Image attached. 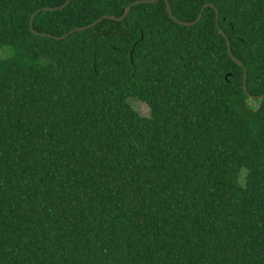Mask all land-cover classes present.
Here are the masks:
<instances>
[{
  "label": "trees",
  "instance_id": "trees-1",
  "mask_svg": "<svg viewBox=\"0 0 264 264\" xmlns=\"http://www.w3.org/2000/svg\"><path fill=\"white\" fill-rule=\"evenodd\" d=\"M135 1L0 0V264H264V0Z\"/></svg>",
  "mask_w": 264,
  "mask_h": 264
},
{
  "label": "water",
  "instance_id": "water-1",
  "mask_svg": "<svg viewBox=\"0 0 264 264\" xmlns=\"http://www.w3.org/2000/svg\"><path fill=\"white\" fill-rule=\"evenodd\" d=\"M158 1H160V0H140V1H135V2H133L132 4H130V5L126 8L124 14H123L121 17H115V16H103V17H101L100 19H98L97 21H95L94 23H92V24H90V25H88V26H86V27H83V28H77V29H75V30H72L70 33H73V32H76V31H83V30H85V29L91 28V27L97 25L98 23L102 22L104 19H109V20H114V21H123V20L128 16V14L130 13V10H131V8H132L133 6H136V5H139V4H151V3L158 2ZM163 1H165V3H166L167 12H168V14L170 15V17L173 18L177 23H179V24H181V25H183V26H187V27H188V26H193V25L197 24V23L202 19L203 14H204L206 8H212V9H214V10H215V13H216V18H215L216 27H217L219 33H220L221 35H223L224 38L226 39L227 50H228V54H229V56L232 58V60H233L235 63H237L238 65L244 67L243 62H241L240 60L236 59V58L234 57V55H233L232 48H231V43H230L228 37L226 36V34H225V33L221 30V28H220V24H219V11H218V9H217L213 4H206V5H204V6L202 7L201 11H200V14H199L198 18H197L195 21H193V22H181V21L176 20V19L174 18L173 14H172V8H171V5H170L169 1H168V0H163ZM69 2H70V0H67V2H66L63 6H61V7H59V8H54V9H51V8H44V9H42V10H43V11H51V10L62 9V8H64L65 6H67ZM40 11H41V10L36 11V12L34 13L33 17H34L36 14H38ZM33 17H32L31 22H30V27H31L32 30H33ZM70 33H69V34H70ZM67 35H68V34H67ZM67 35H65L64 37H66ZM42 36H46V35H45V34H42ZM64 37H63V38H64ZM56 39H60V38H56ZM247 80H248L247 69L244 67V82H243V90H244V92H245L246 95H249V93H248V89H247ZM249 97H250L251 99H253V100H256V99H261V98H263L264 96L254 97V96H250V95H249Z\"/></svg>",
  "mask_w": 264,
  "mask_h": 264
},
{
  "label": "rangeland",
  "instance_id": "rangeland-1",
  "mask_svg": "<svg viewBox=\"0 0 264 264\" xmlns=\"http://www.w3.org/2000/svg\"><path fill=\"white\" fill-rule=\"evenodd\" d=\"M14 50L10 46H0V58H6L11 56ZM134 108L139 111L143 116H148L150 111L147 105L141 102H133Z\"/></svg>",
  "mask_w": 264,
  "mask_h": 264
}]
</instances>
